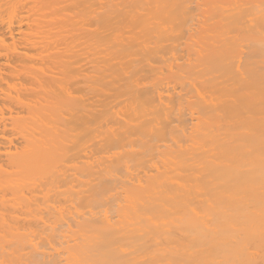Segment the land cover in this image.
<instances>
[{"label":"bare ground","instance_id":"bare-ground-1","mask_svg":"<svg viewBox=\"0 0 264 264\" xmlns=\"http://www.w3.org/2000/svg\"><path fill=\"white\" fill-rule=\"evenodd\" d=\"M0 264H264V0H0Z\"/></svg>","mask_w":264,"mask_h":264}]
</instances>
